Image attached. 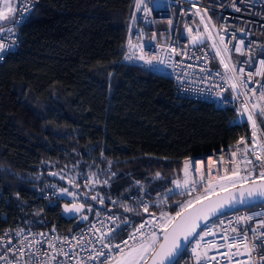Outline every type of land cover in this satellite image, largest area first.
<instances>
[{
	"label": "trees",
	"instance_id": "16d2710c",
	"mask_svg": "<svg viewBox=\"0 0 264 264\" xmlns=\"http://www.w3.org/2000/svg\"><path fill=\"white\" fill-rule=\"evenodd\" d=\"M133 2L40 0L20 50L0 63V230L75 229L62 203L76 197L95 213L103 203L81 176L108 166L115 175L98 188L105 196L138 185L152 198L149 213L175 214L203 188L170 193L183 162L243 135L233 109L179 98L168 74L120 62ZM52 182L72 197L42 200Z\"/></svg>",
	"mask_w": 264,
	"mask_h": 264
},
{
	"label": "built area",
	"instance_id": "2783aa9c",
	"mask_svg": "<svg viewBox=\"0 0 264 264\" xmlns=\"http://www.w3.org/2000/svg\"><path fill=\"white\" fill-rule=\"evenodd\" d=\"M39 2L18 0L11 20H0V28L4 29L0 31V44L5 46L0 53V63L20 50L22 28ZM4 3L5 0H0L2 14ZM137 3L138 0H134L120 62L168 74L177 97L210 102L225 111L233 109L236 116L231 118V124L245 127L243 135L230 146L191 156L183 162L181 176L172 180L170 193L186 194L204 183L198 182L194 189L176 187V181L183 185L186 162L189 165V178L197 181L199 174L194 171L197 167L206 177L209 169L216 177L234 165L244 167V149L247 148L249 153L253 149V125L248 119L250 114L256 123V144L264 145V116L257 114L264 108V101L260 99V94L264 92V68L260 65V60L264 59V0H142L139 8ZM144 5L149 10L147 13ZM194 36H199L195 43L192 40ZM220 37L224 38L227 51L224 50L225 44L220 43ZM237 46L241 52L235 51ZM217 50L220 55H217ZM141 55L145 57L144 60L139 59ZM151 57L157 59L149 64L146 61ZM221 58L229 69L235 67L238 80L230 79L233 72L224 68ZM240 68L244 69L243 74L238 72ZM231 83H237V88L232 89ZM246 104L247 112L244 111ZM254 104L257 105L256 109L252 107ZM233 152L236 157H232ZM248 158L253 157L249 155ZM114 175L108 166L96 177L90 173L81 176L82 184H94L97 191L95 196L103 199V205L85 223L76 222L73 230L61 231L56 225L50 228L27 227L20 223L0 230V264H111L120 255L115 245L119 244L120 250L127 252V246L121 241L128 240L135 227L151 218H138L143 213L141 201L149 207L153 201L145 187L138 185L121 195L105 196L98 188H108ZM60 193L59 185L52 182L43 190L41 198L45 201L56 200ZM3 196L4 193L0 191V198ZM67 202L82 203L77 198ZM125 206L134 211H125ZM121 211L126 214L123 215ZM108 217L118 219L113 221ZM241 217L245 219L240 220ZM123 221H127L126 227L102 242L113 247H102L99 240L101 233ZM260 221H264V202L247 209L224 212L202 227L174 264H264L260 259L264 257V227ZM233 228L237 231L232 232ZM209 229L215 235L203 236ZM150 230L151 226L144 229L146 233ZM225 233L230 240L212 249L209 242L215 240L221 245ZM245 233L246 239L241 240ZM229 242L234 244L232 249L227 247ZM21 248L23 256L19 254ZM248 249L252 251L249 253ZM100 252L107 255L101 256ZM108 256L112 257V261L108 260Z\"/></svg>",
	"mask_w": 264,
	"mask_h": 264
},
{
	"label": "snow or ice",
	"instance_id": "6c2138e0",
	"mask_svg": "<svg viewBox=\"0 0 264 264\" xmlns=\"http://www.w3.org/2000/svg\"><path fill=\"white\" fill-rule=\"evenodd\" d=\"M141 3L142 0H138V8L141 6ZM144 11L145 13L149 11L146 5H144ZM4 19H6V17L2 13H0V20ZM3 30L4 29L0 28V31ZM188 31L191 33V29H189ZM198 39L199 36L192 37L193 43H195ZM220 43L225 44L223 37H220ZM240 43L242 45L243 41L241 40ZM4 47L5 46L3 44H0V53L3 52ZM213 47H216V45L213 44ZM224 50L227 51L226 44ZM173 51H175V49H173ZM235 51L241 52V48L237 46L235 48ZM217 55H220L219 50H217ZM139 59L144 60L145 57L141 55ZM155 59H157V57H151L146 62L150 64ZM220 62L221 64H223L225 69H229L228 64L224 63L223 58H221ZM260 65L262 66V68H264V59L260 60ZM229 70L233 72V76L230 79L238 80L239 76L236 74L237 70L235 69V67ZM238 72L240 74H243L244 69L240 68ZM257 74L260 73L258 72ZM248 75L249 77H251L252 74L249 73ZM241 83H243V81H241ZM237 86V83H231L232 89H236ZM253 92H255V90H253ZM260 99L264 101V92L260 94ZM252 107L253 109H256L257 105L254 104ZM244 111H248L247 104L245 105ZM257 114L264 116V108L260 109ZM248 119L252 121L253 125V149L251 153H249L247 148L244 149V167L241 168L239 164L234 165L230 170L226 169L223 175H218L216 177L212 176L211 169H209L206 177L204 172H202L197 167L194 169V171L199 174V181H197L196 179L189 178V165L186 162L183 170L185 174L183 185H181L180 181H176V187H191L194 189L198 182H204L203 195H196L194 199H190L180 205V210L177 211L175 215L161 212L158 218L154 213H149V206L141 201L142 211L144 213H149L151 218L138 227H135L133 233L129 235L128 240L121 241V243L127 246V252L121 251L119 244L114 246L117 251H120V255L115 259V264H149V260H151V264H165V261L173 257L174 254L178 251L181 241L186 240L189 236H192L194 233H196V229L200 226L201 221H207L212 213L216 212L225 204H231L233 202L235 197L233 191H231L230 188L239 191L241 196H244L246 194L249 198L254 196L264 197V145L256 144V123L254 120H252L251 114L248 116ZM257 148H259V152H257ZM231 155L232 157H236L235 152H233ZM249 155H251L253 158L249 159ZM257 168L259 169L258 171ZM156 175L159 176L160 174L157 173ZM69 182L71 183V181ZM237 185H239V188H237ZM61 191L66 192L67 190L62 189ZM221 193H227L223 200L220 199ZM69 195L72 194L69 193ZM213 197H215L216 199H213ZM91 199L96 200L98 199V197L92 196ZM100 202L103 203V199H101ZM83 208V204H73L71 207L65 205L64 211L79 213ZM125 211L134 210L130 207L125 206ZM82 219H87V217H82ZM108 219L114 221L118 218L108 217ZM239 219L244 220L245 218L241 217ZM248 219H251V217H248ZM126 225L127 221H123L120 224H116L114 227L108 228L107 232L101 233L99 240L102 243L103 240L109 237H114L119 231L126 227ZM260 225L264 227V221H260ZM149 226H151V230L146 233L144 229L149 228ZM157 230H159L160 235H158ZM95 231L99 232L100 229H95ZM236 231L237 230L235 228L232 229V232ZM209 235H215V233L211 229H209L203 234V236ZM246 235L247 234L245 233L240 239L245 240ZM203 236L201 237V239H203ZM229 240V236L225 233L222 237L221 245H218L215 240L210 241L209 243L212 249H216L219 246H223V242ZM129 241H131V244H129ZM49 246L52 247L51 244H49ZM197 246H199V242ZM102 247L111 248L113 246L111 244L102 243ZM227 247L229 249H232L234 247V244L229 242L227 244ZM245 247H247L246 244ZM193 251L195 252L196 249L194 248ZM251 251L252 249H248L249 253ZM19 254L21 256L24 255V251L22 248L19 250ZM65 255L67 256L68 253H65ZM99 255L103 256L107 254L104 252H100ZM91 258L95 259L96 257ZM197 259L199 260L200 257H197ZM260 259L264 261V257H261ZM108 260L112 261V257L108 256Z\"/></svg>",
	"mask_w": 264,
	"mask_h": 264
},
{
	"label": "water",
	"instance_id": "95a60500",
	"mask_svg": "<svg viewBox=\"0 0 264 264\" xmlns=\"http://www.w3.org/2000/svg\"><path fill=\"white\" fill-rule=\"evenodd\" d=\"M237 188H239V185H237ZM231 191H233L234 197L235 199L233 200V202L231 204H225L223 207L219 208L216 212L212 213L210 218L207 221H201L200 222V226L196 229V233H194L192 236H189L186 240H182L180 243V248L178 249V251L174 254L173 257L169 258L168 260L165 261V264H174L180 257L181 253L186 249V247L191 243V239L201 231L202 227L208 223L209 221L213 220L215 217L224 214V212L227 211H233L235 209H247L250 207H254L257 206L260 203L264 202V197H260V196H254V197H247V195L245 194L244 196L240 195V192L235 190V189H231ZM227 195V193H221L220 194V199L223 200V198ZM213 199H216L215 197H213ZM242 201V202H241ZM76 205L79 204H83V203H74ZM68 205L69 207H71L73 205V203L71 204L70 202L64 201L61 205V213L62 216L65 217L66 219L69 220H73L75 222H78V224H83L87 221V219L91 216L92 212H91V208L90 207H86L85 204L84 208L81 210V212L76 213V212H65L64 211V206ZM90 209V210H89ZM82 217H87V219H82ZM159 232V230H158ZM162 240V237H161ZM149 264H151V260H149Z\"/></svg>",
	"mask_w": 264,
	"mask_h": 264
},
{
	"label": "rangeland",
	"instance_id": "374dc122",
	"mask_svg": "<svg viewBox=\"0 0 264 264\" xmlns=\"http://www.w3.org/2000/svg\"><path fill=\"white\" fill-rule=\"evenodd\" d=\"M15 4H16V0H5V3H4V5H3V15L6 17V19L5 20H7V19H9L10 18V15L12 14V8L15 6ZM11 9V10H10ZM262 127H263V125L262 124H260ZM243 174V173H242ZM62 189H66V188H60V191L62 190ZM67 190V189H66ZM203 192H204V188H200V190H198V191H195V193H193V194H191V195H189L188 196V198L186 199V201H188V200H190V199H194L195 198V196L196 195H203ZM69 190H67L66 192H62L61 191V193H60V195L62 196V197H72V195H69ZM95 193H97V191H95ZM76 198V197H75ZM75 198H70V200H74ZM185 201V202H186ZM184 202V203H185ZM168 214H170V215H175L174 213H170V212H167ZM157 233H158V235H160V233L158 232V230H157ZM111 264H115V260L114 261H112V263Z\"/></svg>",
	"mask_w": 264,
	"mask_h": 264
},
{
	"label": "crops",
	"instance_id": "0c3cea01",
	"mask_svg": "<svg viewBox=\"0 0 264 264\" xmlns=\"http://www.w3.org/2000/svg\"><path fill=\"white\" fill-rule=\"evenodd\" d=\"M14 9H15V6L12 8V14L10 15V18L13 16V14H14V12H15ZM10 18H9V19H10Z\"/></svg>",
	"mask_w": 264,
	"mask_h": 264
}]
</instances>
